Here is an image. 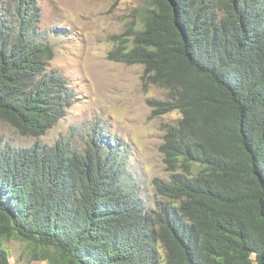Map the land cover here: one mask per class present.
Returning <instances> with one entry per match:
<instances>
[{
  "label": "trees",
  "instance_id": "1",
  "mask_svg": "<svg viewBox=\"0 0 264 264\" xmlns=\"http://www.w3.org/2000/svg\"><path fill=\"white\" fill-rule=\"evenodd\" d=\"M38 18L36 0H0V121L33 138L75 101ZM113 45L167 91L152 115H181L159 146L161 200L144 206L95 128L78 150L0 146V264L12 238L48 264H264V0H144Z\"/></svg>",
  "mask_w": 264,
  "mask_h": 264
},
{
  "label": "rangeland",
  "instance_id": "2",
  "mask_svg": "<svg viewBox=\"0 0 264 264\" xmlns=\"http://www.w3.org/2000/svg\"><path fill=\"white\" fill-rule=\"evenodd\" d=\"M144 0H36L37 27L54 49L50 67L75 93L73 106L45 135H21L0 121V146L27 148L36 141L53 146L63 137L82 149L95 128L108 142L118 143L124 178L144 206L152 210L161 198L154 180L169 181L159 146L168 126L181 118L177 111L153 116L148 100L167 98V91L144 84L142 65L108 59L113 37L134 21ZM55 31V32H54ZM57 31V35H56ZM98 136V133L96 134ZM11 264H48L31 260V246L19 238L3 242Z\"/></svg>",
  "mask_w": 264,
  "mask_h": 264
}]
</instances>
